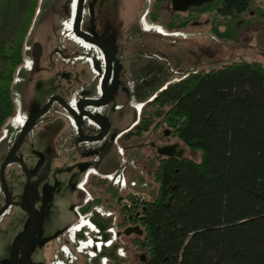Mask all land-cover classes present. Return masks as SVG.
Listing matches in <instances>:
<instances>
[{
	"label": "trees",
	"instance_id": "1",
	"mask_svg": "<svg viewBox=\"0 0 264 264\" xmlns=\"http://www.w3.org/2000/svg\"><path fill=\"white\" fill-rule=\"evenodd\" d=\"M40 1L0 0V143L18 135V126L9 122L17 112L12 89ZM252 1L222 0L217 13L246 12ZM120 63L126 71L127 57ZM126 85L119 102L145 103L155 96L156 107L138 121L129 103L124 129L138 122V131H147L150 118L162 117L159 125L167 123L174 136L201 151V160L160 156L153 171L156 198L139 210L138 204L126 208L128 224L138 231L133 243L142 263L264 264V64L241 61L171 75L139 91L128 79ZM112 246L113 264H129L128 256L118 260L124 258L120 248L129 251L131 244L117 240Z\"/></svg>",
	"mask_w": 264,
	"mask_h": 264
},
{
	"label": "rangeland",
	"instance_id": "2",
	"mask_svg": "<svg viewBox=\"0 0 264 264\" xmlns=\"http://www.w3.org/2000/svg\"><path fill=\"white\" fill-rule=\"evenodd\" d=\"M134 2V0H125V4L115 10L116 25L120 26L118 27L120 29L123 28L117 38V45L122 51L120 52L122 58L128 59L129 66L124 72L128 75L132 90H143L155 84L158 78L178 76L185 72L196 73L233 62L257 61L264 64V0H253L246 12L233 16L217 13V7L222 4V0H209L202 5L192 6L188 11L175 12L170 17L166 12L168 10L162 11L164 8L162 3L154 4L148 0L145 5L144 0H138L139 4L137 5L136 2L135 5ZM76 3L77 0L40 1V13L36 16L28 35L24 60L17 71L12 89L17 112L9 122L18 126V129L19 124L22 123L19 120L20 116L22 117L23 114L27 116L35 84H40L46 94L43 98L45 104L53 96H61L69 102L88 90L98 80L100 71L105 67L102 51L78 39L73 33L72 22ZM93 11L94 8L87 0L85 20L89 19ZM135 15L141 16L143 22L138 21ZM96 24L99 27L98 20ZM21 69L23 71L20 73ZM124 87L128 90L126 84ZM119 93L121 94L122 91ZM134 101L131 100L130 103L128 100L127 103H123L125 108L122 106V116L128 113L129 103H133L132 114L135 112L137 120L139 118L146 120L153 107H156L150 101L145 103ZM61 112V104L55 101L49 111L30 130L27 140L35 139L39 129L46 122L55 120ZM126 118L120 119L117 131L124 129L128 123ZM150 120V128L147 131L140 132L134 128L119 143L114 144L108 139L81 143L82 146L103 150L101 155L93 156L98 171L108 173L117 170L126 177L129 184L133 185L132 181L137 184L129 189H121L122 185L116 183L117 180L97 181L94 187L99 191L94 192V195L98 196L101 194L100 189L106 188L112 192L113 197H118L122 190L124 205L130 209V206L133 208L138 204L135 210L141 208L143 200L155 199L158 182L153 176V171L157 166L158 158H154L156 153L149 148L153 138L160 144H169L174 148L175 155L185 154L192 159L201 160L200 150L190 149L181 138L174 136L167 123L159 125L162 117H152ZM75 131L73 125L68 123L58 136L57 146L62 154L75 146L73 141L76 137ZM7 133L6 130L4 135ZM13 144V137H8L0 143V166ZM9 173L8 170V180ZM130 174L133 175L132 178L129 177ZM2 202L5 203V195L0 182V205ZM17 209L16 204L10 205L0 216V227ZM130 228L135 227L128 224V229ZM137 234L135 228L134 231L124 235L118 233L117 236V239L131 244L129 251L123 248L126 256L129 257V264H143L141 257L143 253L138 245L133 243ZM113 238H116V233L113 234ZM118 261L126 262V258Z\"/></svg>",
	"mask_w": 264,
	"mask_h": 264
},
{
	"label": "flooded vegetation",
	"instance_id": "3",
	"mask_svg": "<svg viewBox=\"0 0 264 264\" xmlns=\"http://www.w3.org/2000/svg\"><path fill=\"white\" fill-rule=\"evenodd\" d=\"M134 1L135 5L136 2L137 5L139 4L138 0ZM89 4L94 8V11L88 20H85L84 11L82 29L87 31L94 21L99 35L104 34L103 37L116 35L117 45V38L120 34L117 30L115 10L125 4V0H89ZM162 5L164 6L162 11L168 10L166 12L169 17L178 12L175 9L174 0H165ZM192 6L194 5L188 6L184 11H188ZM136 19L143 22L141 16L137 15ZM97 20L99 27L96 24ZM156 31L158 30L156 29ZM120 52L122 51L117 45L114 62L119 61V64H122L121 81L115 99L111 103L98 107L86 102L88 98L101 96L104 68L100 71L98 80L88 90L68 102L78 113H80L81 105L84 110L92 114H102L107 117L110 127L103 139L112 140L114 144L121 142L123 137L138 125V122H135L128 129L121 131L116 129L123 117L121 109L124 107V102L119 103L118 97L121 95L119 92L123 90L126 79H128V76H124V65L120 63V59H122ZM113 79L114 72L109 82L110 85ZM154 97L148 101L153 102ZM44 104L35 103L28 106L27 116L23 114L22 119H19L22 123L19 124L18 135L32 110L36 106L42 107ZM61 110L62 112L55 120L46 122L39 129L35 139L27 140L31 129L28 131L22 145L15 153V156L23 158L24 163L16 160L7 167L6 178H8L9 170L8 185L14 204L18 206V209L0 227V264H15L14 241L18 235L24 232L25 225L31 217V213L20 205L22 203L35 209L37 212L34 211L35 214L32 215L38 217L34 234L27 239L24 238L21 242L18 261L24 259V264H113L112 244L119 240L117 239L118 233L119 235L123 232L127 234L128 209L123 203L122 190L118 197H113L112 192L106 188L100 189L101 194L98 196L94 195V192L99 191L97 187H94L97 181L113 182L118 180L119 182L116 183L121 184L120 182L126 178L121 177V173L117 170L108 173L98 171L93 156L101 155L103 150L82 146L81 143L87 141L80 140L79 129L72 114L62 104ZM139 120L141 119L139 118ZM68 123L76 129V137L73 140L75 146L62 154L57 146V139ZM82 129L86 136H94L100 132V127L87 115H84ZM169 146V144H160L154 138L149 143L151 151L156 153L154 157L156 159H159L160 156H167L161 154L159 149ZM41 154L44 155V161L36 170L41 160ZM126 183L127 185L122 186L121 189H127V180ZM3 205L2 202L0 208ZM114 232H117L116 238H113ZM123 257L125 258L126 255Z\"/></svg>",
	"mask_w": 264,
	"mask_h": 264
},
{
	"label": "water",
	"instance_id": "4",
	"mask_svg": "<svg viewBox=\"0 0 264 264\" xmlns=\"http://www.w3.org/2000/svg\"><path fill=\"white\" fill-rule=\"evenodd\" d=\"M209 0H174L175 9L177 11H184L190 5L202 4ZM85 3L86 0H77L76 9L74 14V19L72 22V30L74 35L78 38L83 40L85 43L96 46L99 48L104 57V64H105V71L101 81V91L102 94L98 98H88L86 99L87 104L94 105V106H104L111 103L116 96V93L119 88L120 84V70L122 68V64H119V61L114 62V57L117 52V45H116V35H110L107 37H103V35H99L94 21H92L91 26L84 31L82 29V21L85 11ZM114 72V79L112 84L110 85V79ZM55 101H58L60 104L65 106L70 113L72 114L74 121L76 122V126L79 129L80 140L85 141H98L103 139L109 131L110 121L107 117L102 114H92L84 110V108L80 105V113H78L64 98L61 96H53L47 104L44 106H36L32 112L30 113L28 119L25 121L16 141L14 142L12 148L9 150L8 154L6 155L4 161L0 166V182L2 185V189L5 195V203L0 208V216L4 214V212L10 207L11 204H14L12 199V192L10 191L7 178H6V170L10 163L13 161H20L24 163L22 157L15 156V153L22 145L28 131L32 129L35 125L37 120L43 116L46 112L49 111L50 107L53 105ZM84 115H87L94 123H96L100 127V132L94 136H86L83 133L82 123ZM159 152L163 155L171 156L174 154V148L172 147H163L159 149ZM41 160L36 167V170L41 166L44 161V155L41 154ZM25 210L31 213V217L28 219L25 230L20 235H18L14 241L13 247V257L15 264H24L25 260L18 261L19 251L22 240L25 238L32 236L36 230L38 217H36L34 211L35 209L30 208L25 204H20ZM37 212V211H36ZM135 228L128 229V232L134 231Z\"/></svg>",
	"mask_w": 264,
	"mask_h": 264
},
{
	"label": "crops",
	"instance_id": "5",
	"mask_svg": "<svg viewBox=\"0 0 264 264\" xmlns=\"http://www.w3.org/2000/svg\"><path fill=\"white\" fill-rule=\"evenodd\" d=\"M45 93L43 92V90L41 89V85L39 84H35L34 85V88H33V92L31 94V97H30V102H29V105L31 106L32 104H41V103H44L43 102V98L45 97ZM121 177L124 178V176L122 175ZM130 178L133 177L132 174L129 175ZM126 178V177H125ZM132 183H135L134 181H132ZM135 195V194H134Z\"/></svg>",
	"mask_w": 264,
	"mask_h": 264
},
{
	"label": "built area",
	"instance_id": "6",
	"mask_svg": "<svg viewBox=\"0 0 264 264\" xmlns=\"http://www.w3.org/2000/svg\"><path fill=\"white\" fill-rule=\"evenodd\" d=\"M117 181H118V180H117ZM118 182H119V181H118ZM120 183H121L122 186H126V185H127L125 179H123ZM133 184H135V183H133ZM134 194H136V193H134ZM119 252H120L121 255H126V254H125V250H124L123 248H120Z\"/></svg>",
	"mask_w": 264,
	"mask_h": 264
},
{
	"label": "bare ground",
	"instance_id": "7",
	"mask_svg": "<svg viewBox=\"0 0 264 264\" xmlns=\"http://www.w3.org/2000/svg\"><path fill=\"white\" fill-rule=\"evenodd\" d=\"M48 2V1H47ZM47 2H46V4H47ZM45 5V4H44ZM42 11H43V8H42ZM39 17H40V15H39ZM38 17V18H39ZM41 18V17H40ZM40 18H39V20H40ZM69 19V18H68ZM142 25V24H141ZM36 27V26H35ZM33 35V34H32ZM32 37V36H31ZM31 42V41H30ZM32 46V45H31ZM82 56V55H81ZM28 57H30L29 55H28ZM31 58V57H30ZM125 88V87H124ZM129 93V92H128ZM23 102V101H22ZM24 106V105H23ZM27 111V110H26ZM20 119H22V117L20 116ZM84 232H85V229H84ZM115 233V232H114ZM117 233V232H116ZM96 236V235H95ZM91 237V236H90ZM81 242V241H80ZM85 242V241H84ZM95 245V244H94ZM113 247V246H112ZM97 250V249H96ZM95 250V251H96ZM98 257V256H97ZM60 261H62V260H60Z\"/></svg>",
	"mask_w": 264,
	"mask_h": 264
}]
</instances>
